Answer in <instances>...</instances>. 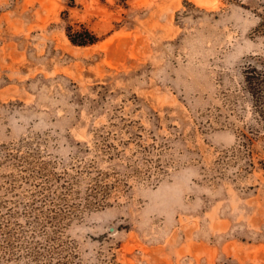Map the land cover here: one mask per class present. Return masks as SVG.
<instances>
[{"label": "rangeland", "instance_id": "374dc122", "mask_svg": "<svg viewBox=\"0 0 264 264\" xmlns=\"http://www.w3.org/2000/svg\"><path fill=\"white\" fill-rule=\"evenodd\" d=\"M262 12L264 0H0V216L26 222L44 165L79 191L54 245L70 264H264V137L237 150ZM83 25L95 43L71 41ZM98 173L110 193L86 206Z\"/></svg>", "mask_w": 264, "mask_h": 264}, {"label": "trees", "instance_id": "16d2710c", "mask_svg": "<svg viewBox=\"0 0 264 264\" xmlns=\"http://www.w3.org/2000/svg\"><path fill=\"white\" fill-rule=\"evenodd\" d=\"M70 30L68 36L75 44H90L98 40V36L86 26L80 30ZM255 30L264 36V12L261 13L259 23ZM262 66L249 61L243 71L241 90L251 99V118L239 128L240 142L238 149L248 156L253 155L254 140L264 137V58ZM103 145L106 138H102ZM108 145V144H107ZM103 147V146H102ZM236 150V148H235ZM251 159L249 165H253ZM264 164V161H262ZM47 167L41 165L37 171L34 169L29 177L40 174L41 180L35 184L36 188L31 193V199L24 202L26 222L12 218L15 211L0 216V264H70V254L57 257L63 249L55 248V243L60 239L59 227L62 226L66 216L77 212L79 204L73 202L79 191L74 189L75 181L67 171L57 175L49 174ZM48 172V173H47ZM104 174L98 173L92 177L86 188V195L82 198L86 206H102L106 201L112 184L103 180ZM102 177V178H101ZM62 181L55 188L53 185ZM80 197V196H78ZM44 206H46L44 208ZM49 227L51 231H49ZM42 234L43 239L38 235ZM63 244V243H62ZM57 257V258H56Z\"/></svg>", "mask_w": 264, "mask_h": 264}]
</instances>
